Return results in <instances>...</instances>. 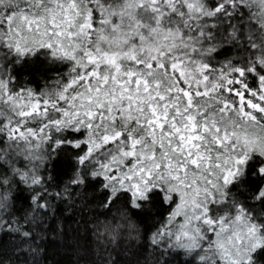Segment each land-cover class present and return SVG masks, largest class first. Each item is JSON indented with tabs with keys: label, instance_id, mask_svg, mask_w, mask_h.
<instances>
[{
	"label": "snow or ice",
	"instance_id": "1",
	"mask_svg": "<svg viewBox=\"0 0 264 264\" xmlns=\"http://www.w3.org/2000/svg\"><path fill=\"white\" fill-rule=\"evenodd\" d=\"M60 241L264 264V0H0V264Z\"/></svg>",
	"mask_w": 264,
	"mask_h": 264
},
{
	"label": "trees",
	"instance_id": "2",
	"mask_svg": "<svg viewBox=\"0 0 264 264\" xmlns=\"http://www.w3.org/2000/svg\"><path fill=\"white\" fill-rule=\"evenodd\" d=\"M47 252L49 255V264H52V261H60L61 264H64L68 259L66 249L63 247V241L49 244Z\"/></svg>",
	"mask_w": 264,
	"mask_h": 264
}]
</instances>
